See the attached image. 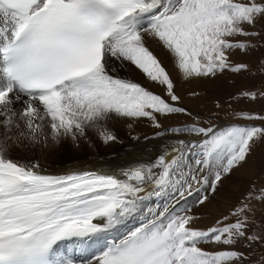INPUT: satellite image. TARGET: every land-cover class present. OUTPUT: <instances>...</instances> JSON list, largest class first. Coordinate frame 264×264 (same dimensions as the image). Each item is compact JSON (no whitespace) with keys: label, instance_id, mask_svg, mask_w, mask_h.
<instances>
[{"label":"snow or ice","instance_id":"obj_1","mask_svg":"<svg viewBox=\"0 0 264 264\" xmlns=\"http://www.w3.org/2000/svg\"><path fill=\"white\" fill-rule=\"evenodd\" d=\"M149 39L184 81L250 72L233 57L264 41V0H0V264H254L244 249L264 244V183L203 227L179 205L194 194L203 205L247 163L264 142V111L236 112L258 123L224 130L165 129L170 150L118 174H47L8 155L21 138L75 141L91 129L107 143L116 139L109 120L146 118L161 129V117L191 115ZM126 65L163 94L118 75ZM233 99H264V86ZM61 243L81 255L62 254Z\"/></svg>","mask_w":264,"mask_h":264},{"label":"rangeland","instance_id":"obj_2","mask_svg":"<svg viewBox=\"0 0 264 264\" xmlns=\"http://www.w3.org/2000/svg\"><path fill=\"white\" fill-rule=\"evenodd\" d=\"M147 43L154 54L163 61L172 74L173 79L176 80L177 92L182 98V106L191 115H176L167 119L161 117V129L153 127L151 122L146 118L135 121L127 119L109 120L104 127L116 139L107 143L102 140L97 131L91 129L88 130L85 138L75 141L71 138H61L59 142H53L50 138L45 141L41 136L38 143H32L26 138H21L17 145L22 152L13 148L8 155L14 160L23 158L28 161L39 160L42 155H45L46 162L58 164L59 166L75 164L83 160L104 159L110 155H114L115 157L113 158L121 157L122 159V157L128 156L131 152L138 154L146 150H152L153 147L150 145L159 140L165 142L169 140L173 134L169 131H164L165 129L198 123L205 126L210 124L218 130H224L233 126L229 122L235 121L239 124L258 123L256 121L237 120L233 114L241 111L262 112L264 111V99L251 101L233 98L239 96L242 90L251 89L255 91L264 86V78L260 75L261 72H264V69L260 68V63H264V41H254L257 48L249 55L233 57L234 61L248 63L250 72L236 75L224 73L216 78H195L189 81L179 78L178 74L173 70L165 50L150 39ZM122 68L124 70H122L123 76L121 77L140 83L157 94H163L161 89L148 81L146 77L143 76L144 81H140L138 76L132 72L135 68L134 66L126 65ZM186 86L193 89H189ZM224 122L225 124L222 125ZM161 131H164L163 136L156 135V133ZM14 133L18 134L16 129ZM183 138L191 139L193 137L190 134H185ZM172 141L176 143L175 139H172ZM253 181L258 184L264 183V142H258L254 146L247 163L235 169L230 176L225 177L218 185L215 193L209 195L207 202L203 205L198 204L199 195L194 194L188 196L186 200H182V204L179 207L190 208L192 214L199 218V226L210 225L216 219L226 214L233 204L237 203ZM260 215L258 211L257 217L259 218ZM239 246L237 245V247ZM64 248L62 252H64ZM244 250L254 259V264H260V261L264 259V244H258L251 250L245 247ZM69 251L70 249H68ZM78 264H80L79 261Z\"/></svg>","mask_w":264,"mask_h":264},{"label":"bare ground","instance_id":"obj_3","mask_svg":"<svg viewBox=\"0 0 264 264\" xmlns=\"http://www.w3.org/2000/svg\"><path fill=\"white\" fill-rule=\"evenodd\" d=\"M122 70H124L122 67L119 68L117 74L120 75V76H123V71ZM132 72L135 75L138 76V79L140 81L141 80L144 81V79H143V76L144 75L138 69L134 68L132 70ZM124 73H125V71H124ZM186 87H188V86H186ZM188 88L189 89L190 88L193 89L192 87H188ZM223 124H225V122L222 123V125ZM14 130H13V132H14ZM17 132H18V130H17ZM15 134H17V133H14V135ZM158 143L161 145V147H160V145ZM174 144H175V142L172 141V139H169L166 142L163 141V140H159V141H157L155 143H152L150 145V146L153 147L152 150H146V151H144L142 153H138V154H136L135 152H131L132 151L131 150L130 151L131 153L128 156H126V157H122V159H121V157L113 158L115 156L114 155L113 156L110 155L109 157H106L104 159H99V160H83V161H81L79 163H75V164L73 163V164H69V165L59 166L58 164H50L49 162H46V156L45 155H42L41 159L36 160V161L39 162V164L41 165V170L43 172H45V173L62 174V173H66V172L74 171V170L95 169V170H97L99 172H102V173H110V174L115 173V174H118L121 170H126V169H129V168H133V167L137 166V164H139V163H148V162H150L159 152L165 150V145H167L168 146V149L170 150L171 146L174 145ZM13 148H15L16 150H19L20 149L18 145H14ZM20 152H22V151H20ZM17 160L19 162H22V163H28V162L33 161V160L28 161V160H25L23 158L22 159H17ZM165 202H166V198L165 197H161V198H158V199L157 198H153V201H152V203H153L154 206L156 204H159L160 206H163V204ZM180 204H182V202H180ZM138 224H139V220L130 221L129 224L126 227L121 228L119 232L113 233L112 235L113 236H116L118 238L124 232L128 231L131 228H134V227L138 226ZM111 238L112 237L110 236L109 239H111ZM94 247L95 246H93V249H94ZM63 248H64V252H62V249ZM68 249H70L69 252H68ZM58 251L61 252L62 254H66V255H73V256H79V255H81L79 253V251H74V246H72L70 244H67V243H61L59 245V247H58Z\"/></svg>","mask_w":264,"mask_h":264}]
</instances>
